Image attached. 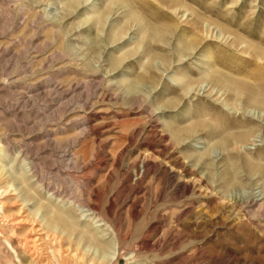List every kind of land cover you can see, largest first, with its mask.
<instances>
[{"label":"rangeland","instance_id":"1","mask_svg":"<svg viewBox=\"0 0 264 264\" xmlns=\"http://www.w3.org/2000/svg\"><path fill=\"white\" fill-rule=\"evenodd\" d=\"M16 255L264 264V0H0Z\"/></svg>","mask_w":264,"mask_h":264},{"label":"bare ground","instance_id":"2","mask_svg":"<svg viewBox=\"0 0 264 264\" xmlns=\"http://www.w3.org/2000/svg\"><path fill=\"white\" fill-rule=\"evenodd\" d=\"M249 92H251V90H249ZM12 250H13V248H12ZM16 259H17L18 264H22V261L20 260V258L17 255H16Z\"/></svg>","mask_w":264,"mask_h":264}]
</instances>
